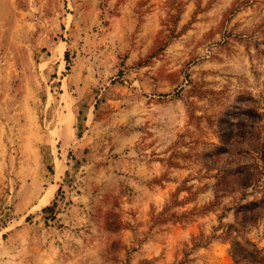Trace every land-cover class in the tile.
I'll use <instances>...</instances> for the list:
<instances>
[{
	"label": "rangeland",
	"instance_id": "obj_1",
	"mask_svg": "<svg viewBox=\"0 0 264 264\" xmlns=\"http://www.w3.org/2000/svg\"><path fill=\"white\" fill-rule=\"evenodd\" d=\"M239 97L263 102L264 0H0V264L260 259L235 211L261 193L212 156Z\"/></svg>",
	"mask_w": 264,
	"mask_h": 264
},
{
	"label": "trees",
	"instance_id": "obj_2",
	"mask_svg": "<svg viewBox=\"0 0 264 264\" xmlns=\"http://www.w3.org/2000/svg\"><path fill=\"white\" fill-rule=\"evenodd\" d=\"M217 131L218 145L212 156L229 157L217 175L219 190L235 186L244 192L251 189L261 193L259 198L237 206L235 224L245 228L264 215V98L260 104L252 98L239 97L219 120ZM235 231L238 228L227 225L225 233L231 236ZM252 247L249 251L233 238L230 253L234 263L261 264L264 256L257 260L260 251Z\"/></svg>",
	"mask_w": 264,
	"mask_h": 264
}]
</instances>
